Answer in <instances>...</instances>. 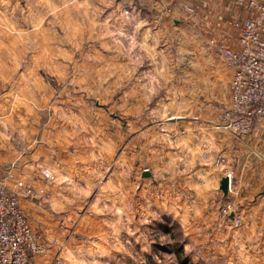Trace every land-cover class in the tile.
Masks as SVG:
<instances>
[{"label": "rangeland", "instance_id": "374dc122", "mask_svg": "<svg viewBox=\"0 0 264 264\" xmlns=\"http://www.w3.org/2000/svg\"><path fill=\"white\" fill-rule=\"evenodd\" d=\"M14 3L10 16L0 14L16 23L12 33L0 28V146L43 143L50 166L69 167L67 191L76 203L69 208L78 218L68 221L76 247L66 264H264V252L254 248L260 229L243 237L232 201H225L231 213L222 216L219 205L216 221L205 222L201 206L187 196L186 161L195 156L185 146L209 144L215 153L220 140L227 153H263L244 141L252 132L241 137L216 128L229 104L231 71L215 52L218 43L204 46L201 31L187 27L192 12L173 13V0ZM159 120H207L205 139L188 140L185 130L161 127ZM172 151L182 155L171 168L183 176L178 184L170 181ZM144 168L150 177L141 176ZM219 219L233 222L232 244L203 238L210 227L223 231Z\"/></svg>", "mask_w": 264, "mask_h": 264}, {"label": "crops", "instance_id": "0c3cea01", "mask_svg": "<svg viewBox=\"0 0 264 264\" xmlns=\"http://www.w3.org/2000/svg\"><path fill=\"white\" fill-rule=\"evenodd\" d=\"M245 2L246 0H173L172 12L183 13L185 11L184 6L192 9L191 17H193H190L192 20L187 19L186 25L193 33L195 28L201 31L200 41L204 46L208 44L211 47V43L215 42L223 43L230 48H236L237 32L233 25L251 16V13L244 5ZM16 7L17 4H12V0H0V14L6 12L10 16L12 9ZM179 21L172 20L175 26L179 24ZM196 21L201 23L194 24ZM0 28H8L10 33H12V29L16 28V23L15 21L12 22L11 17L5 22L0 18ZM3 121H8V125H11L12 120ZM197 121L199 120H159L156 124L161 127L169 126L175 130H185L182 137H187L188 140L191 139L193 141L194 139H202L208 126L205 125L207 120H200L201 123ZM0 123H2L1 120ZM157 135H159L161 140L164 137L161 132H157ZM30 136L33 138L32 130ZM35 137V140L41 139L43 141L41 135L37 134ZM0 139L2 140L3 138ZM263 140L264 127L263 123H259L252 134L244 139V141L251 143L250 145L254 144V147L258 146L260 148L263 153H257L259 158L256 154L251 155L254 150L238 149L227 153L225 143L220 142V140H217V144L214 146L216 149L215 153L210 152L211 146L209 147V144H200L199 148H192V145L185 146V150H183L186 151L185 154L195 156L190 158L191 163L186 161L187 174L184 177L186 182H188L187 185H189L187 187L189 191L187 196L190 203L195 202L192 206H201V221H216V216H218L217 206L222 205L223 201H232L242 215L244 225L241 234H244L243 237L251 236L249 235V229L251 228L260 229L258 236H253V238H257L256 242L259 243L255 244V252L259 253H261L260 251L264 252V159L261 158V156H264ZM27 141L30 142L31 140L27 137ZM32 141L30 145H26L25 149H15L13 147L10 150L11 147L0 146V168L7 167L12 169L13 178L7 184L9 189H14V183L20 181L33 193L41 191L47 195V199H43L40 197H29L18 192L19 203L25 212L30 227L41 236L43 243L47 247L46 253L42 256L34 257L32 264H56L54 261L55 257H57L56 254L58 255V260L61 258L66 264V256L76 247L75 244H72L73 238L68 234L69 229H71V224L68 221L78 218V215H75V212L70 211L69 208L71 203L76 204L75 198L67 191L70 188H68L69 184L66 182V177H70L69 174L72 173H70L69 167L65 165L58 166L59 169L50 166V150L41 146L43 143L35 144ZM237 144L242 146L240 141ZM1 149L5 151L1 152ZM160 149L163 150L161 157H167L166 149L162 145ZM190 152L192 154H189ZM180 156L182 155H179V152L172 151V153H169L170 173H172L170 181L176 182V184L179 183L180 179H183V176H179V173L177 174L178 170H171V168L173 167L172 165L178 163ZM217 156H221L223 162L216 168H224L227 170L225 171L226 173L222 174L219 172L220 169H214L215 166L211 165L210 158L213 161V157L217 158ZM42 170H47L51 173L54 178L53 183L48 182L40 175ZM142 171L151 173L147 168ZM142 171L141 173L143 174ZM57 172L61 174L60 178L59 173L57 178H55ZM227 174H230V186L228 196L223 199L218 186L221 178L227 176ZM82 182L80 180L78 183ZM77 204H80V202ZM194 208L191 211L192 214L196 212ZM80 218L83 219L82 217ZM217 223L218 230H223L219 232L220 235L214 233V229L210 227L211 232L208 234L204 233L203 238L210 243L215 238L218 240L224 238L225 241L229 240L228 242L231 243L230 239L234 236L237 237L238 234L232 232L233 227L231 225H233V222L229 221L231 224L228 226V224L219 219ZM208 224L211 225V223ZM245 233L247 234L245 235ZM228 242L226 243L228 244Z\"/></svg>", "mask_w": 264, "mask_h": 264}, {"label": "built area", "instance_id": "2783aa9c", "mask_svg": "<svg viewBox=\"0 0 264 264\" xmlns=\"http://www.w3.org/2000/svg\"><path fill=\"white\" fill-rule=\"evenodd\" d=\"M244 5L251 16L233 25L237 32L236 48L223 43L214 46L217 56L231 71L229 104L218 114L215 126L241 137L253 132L259 123L264 127V0H246ZM184 10L192 12L188 6ZM222 162L223 158L217 156L216 165ZM41 176L47 181L53 180L47 170H42ZM227 176L230 180V174ZM12 178L11 168L0 170V264H32L33 258L44 255L47 247L30 227L17 194L22 192L43 199L47 195L41 191L33 193L20 181L14 183V189H9L7 184ZM232 209V204L224 203L220 213L226 216ZM235 222L239 223L240 217ZM54 261L60 263L57 257Z\"/></svg>", "mask_w": 264, "mask_h": 264}, {"label": "water", "instance_id": "95a60500", "mask_svg": "<svg viewBox=\"0 0 264 264\" xmlns=\"http://www.w3.org/2000/svg\"><path fill=\"white\" fill-rule=\"evenodd\" d=\"M150 173L147 171H144L142 174V177H150ZM229 186H230V180L228 178V176H224L221 178L220 182H219V191L222 193V197L223 199H225L228 196V192H229ZM232 217V216H230Z\"/></svg>", "mask_w": 264, "mask_h": 264}, {"label": "trees", "instance_id": "16d2710c", "mask_svg": "<svg viewBox=\"0 0 264 264\" xmlns=\"http://www.w3.org/2000/svg\"><path fill=\"white\" fill-rule=\"evenodd\" d=\"M181 252V250L179 249V250H177V253H180Z\"/></svg>", "mask_w": 264, "mask_h": 264}]
</instances>
